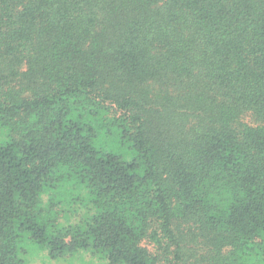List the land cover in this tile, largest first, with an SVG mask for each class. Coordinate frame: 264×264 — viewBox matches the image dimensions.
<instances>
[{"label": "trees", "instance_id": "obj_1", "mask_svg": "<svg viewBox=\"0 0 264 264\" xmlns=\"http://www.w3.org/2000/svg\"><path fill=\"white\" fill-rule=\"evenodd\" d=\"M264 264V0H0V264Z\"/></svg>", "mask_w": 264, "mask_h": 264}, {"label": "rangeland", "instance_id": "obj_2", "mask_svg": "<svg viewBox=\"0 0 264 264\" xmlns=\"http://www.w3.org/2000/svg\"><path fill=\"white\" fill-rule=\"evenodd\" d=\"M27 264H108L85 250H77L58 258H50L48 251L32 245L28 240L22 242Z\"/></svg>", "mask_w": 264, "mask_h": 264}]
</instances>
